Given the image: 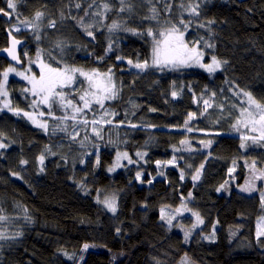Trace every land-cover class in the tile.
I'll return each instance as SVG.
<instances>
[{
    "label": "trees",
    "instance_id": "obj_1",
    "mask_svg": "<svg viewBox=\"0 0 264 264\" xmlns=\"http://www.w3.org/2000/svg\"><path fill=\"white\" fill-rule=\"evenodd\" d=\"M7 4L0 0V9L11 13H0V49L14 35L28 41L26 65L39 53L59 69L110 72L117 96L74 114L66 101L82 108L87 89L79 73L74 85L57 89L65 104L53 97L51 108L33 106L38 99L23 91L27 83L11 80L13 111L0 97V143L8 145L0 149V234L7 218L23 223L15 221L20 237L0 245V264H180L184 257L197 264H264V236L257 237L261 195L229 184L248 178L250 162L264 168V141H244L255 134L237 125L248 104L244 93L264 105V0H16L15 11ZM195 5L198 16L190 11ZM37 12L43 13L38 21ZM24 21L28 28L15 31ZM172 26L203 45L208 59L223 60L222 70H140L128 63L149 62L154 41ZM10 65L0 59V82ZM23 112H44L48 130ZM92 129L96 135L85 143ZM119 152L135 163L112 174ZM223 186L229 195L220 192ZM111 191L119 194L116 215L102 205ZM181 207L203 221L187 238L194 216L171 225L161 218V209ZM85 244L93 248L85 252Z\"/></svg>",
    "mask_w": 264,
    "mask_h": 264
},
{
    "label": "snow or ice",
    "instance_id": "obj_2",
    "mask_svg": "<svg viewBox=\"0 0 264 264\" xmlns=\"http://www.w3.org/2000/svg\"><path fill=\"white\" fill-rule=\"evenodd\" d=\"M124 0H121V3H123ZM7 7L9 9H12L15 11L16 9V0H8ZM76 7H80L79 4L76 5ZM108 6L105 5V8ZM183 7V5H181ZM199 5L190 6L191 14L198 16L199 12L197 11V8ZM124 9L121 8V11ZM155 11V9H153ZM0 13H3L4 16H10L11 13L4 11L3 9H0ZM43 13L37 12L35 15V20H39ZM214 21H209V23H213ZM25 25L27 26L28 21H24ZM181 24H185L183 20L180 22ZM36 25L33 23V27ZM50 27L55 26V22L53 21L50 25ZM113 28L118 27V25L113 24ZM185 27L187 25L185 24ZM200 27H204L203 24L200 25ZM15 31H20L19 27L15 28ZM130 31H134L131 30ZM148 35H152V31L149 29ZM88 35H92L91 32L88 33ZM160 36L163 37L162 40H155L154 47L152 50V66L154 67H167L171 65L173 68L176 67H192V66H199L201 68H204L208 72H214L217 69L220 68L221 61L218 60L215 56L212 57V62L210 64H204L202 63V59L204 56V53L202 51H199L196 46L189 47L188 43L185 42L184 39V32L181 31L179 28L172 26L171 28L167 29L164 32L160 33ZM39 39V37H37ZM20 43V41L16 40L15 38L12 39V46L5 51L8 53L9 56L12 57L13 60H15L17 63H20V58L17 55L16 52V45ZM208 47H212V45H207ZM39 63V67L41 69V74L39 77H37L35 74L27 75L24 72H19L14 67H9L6 71L2 73L3 81L0 82V97H5L3 100V106L4 108H7L10 111H13L11 108L10 101L7 100L8 91H7V83H8V77L9 73H15L16 75L20 76L22 79L27 80V82L31 85L30 88L23 89L24 92L29 93L34 97H39V100H33L31 104L33 106L37 104H43L49 106L51 108L50 100L53 97H58L59 101L62 105L65 104V93L62 91H57V89H63L65 87H69L74 85L75 79H76V73H79L80 76L84 77V79L87 81V89L84 90L83 94L80 95L79 99L83 102V107H79L76 104L73 103L72 100L66 101V106L71 107L73 110V113H81L84 109H90V106L92 103H95L99 105L100 108L104 107V102L106 100H112L115 99L117 96V90L116 85L113 82L111 73H100L98 71H92V72H84L82 69H76V68H64L63 70L59 68H53L45 63H43L40 60L39 53L37 54V61ZM129 64H132L134 68L145 70L149 67V64L147 61H144L143 63L137 62L133 64L131 60L128 61ZM226 63V62H225ZM28 72H31V68L28 69ZM76 87H80V85H76ZM172 95L175 97L177 94L175 92L172 93ZM245 96L248 98V108H244L241 110V117L242 119L237 121L238 126H243L244 128H247L252 133H256V135H244L242 139L244 141L251 140L253 143H257L260 141H264V105L258 103L250 93H244ZM205 105H208V101H204ZM0 111H3V109H0ZM15 114L20 115L21 109L16 108ZM154 111V109H153ZM45 113L40 112L39 115L43 116ZM108 113H105L107 115ZM23 115L26 116L29 120L32 121L37 127L43 128L47 130V124L42 123L38 121L35 116L32 113L29 112H23ZM68 117H64V119H67ZM195 118V114L189 115V120ZM72 119H75V115H73ZM84 123H88L87 120L83 121ZM111 121H109L110 123ZM92 123H99V121L93 120ZM187 127V122L186 125ZM135 127V125H133ZM191 131V129H188ZM238 130V128H237ZM99 135V133H97ZM181 143H187V141H181ZM211 144V141L207 142L205 144V147L209 146ZM8 145L4 143H0V149L6 148ZM242 148L246 147V144H241ZM138 156H141V153H137ZM121 156L124 159H127L129 163H133L130 157H128L127 153H121L117 156V165H119V161L121 159ZM175 159V158H174ZM173 161H169L168 163H174ZM44 161V157H40L41 164ZM22 163H27V161H22ZM159 161L157 164L159 165ZM253 170H255V162H253ZM201 168H203V165H201ZM114 170V169H110ZM200 176V172L197 171L196 175L193 176V179L196 180ZM140 178V174H137V179ZM183 178V176H181ZM260 178L264 179V172H260L258 176H254L253 179ZM243 191L249 190L248 188L242 189ZM190 195V194H189ZM261 199L264 201V192L261 193ZM105 206L112 212L116 211L115 201L106 199L104 202ZM180 209H177L176 212L178 213ZM165 211L164 209H161V218H165ZM193 215L196 216L197 221L199 223H203V221L200 219L198 213H193ZM174 215L168 217V222L171 223V220L174 219ZM264 219V218H262ZM264 236V225L258 226L257 231V237ZM2 238V237H0ZM187 238V233H186ZM89 247V245L85 244L84 248L85 250ZM187 259V258H186ZM186 264V261H185Z\"/></svg>",
    "mask_w": 264,
    "mask_h": 264
},
{
    "label": "rangeland",
    "instance_id": "obj_3",
    "mask_svg": "<svg viewBox=\"0 0 264 264\" xmlns=\"http://www.w3.org/2000/svg\"><path fill=\"white\" fill-rule=\"evenodd\" d=\"M16 27H19L20 30L23 29V28H28V26H26V25H22V24H17V25H15V26H14V29H15ZM165 31H166V30H165ZM162 39H163V37H161V38L158 39V40H162ZM184 39H185V42L188 43L189 47L196 46V47L198 48L199 51H202V52L204 53V56H203V59H202V63H204V64H210V63L212 62V58H210V59L207 58L206 48H204L203 45H201L200 43L193 44V43H191V42L188 40L187 32H184ZM154 42H155V41H154ZM153 47H154V43H153V46H152V48H151V57H150V60H149V62H148L149 67H148L147 69L150 70V69H160V68H165V67H154V66H152V50H153ZM216 58H217V57H216ZM217 59L221 61L220 68L217 69V70L214 71V72H209V73H216V72H219L220 70H222L223 65H224V61L221 60V59H219V58H217ZM40 60H41L43 63H45V64H47V65H49V66H51V67H53V68H56V67L52 66L51 64H49L48 62H46V60H45L43 57H40ZM9 67H14V68H16L17 71H19V72H24V73L27 74V75L35 74L37 77H39L40 74H41V69H40V67H39V63H38V62L28 63V64H27L25 67H23V68H20V67L14 66V65H10ZM9 67H8V68H9ZM167 67H172V66L169 65V66H167ZM8 68H7V69H8ZM29 68H31V72H28V69H29ZM176 68H179V69H190V68H195V69H201V70H203V71H206L204 68H201V67H199V66H192V67H176ZM7 69H6V70H7ZM6 70H5V71H6ZM61 70H63V69H61ZM206 72H208V71H206ZM13 78L20 79V80L26 82L29 88L31 87V85L27 82V80L22 79L20 76L16 75L15 73H9L8 83H7V86H6V87H7V91H8V96H7L6 99L10 101V104H11V108H12V109H14V105H13V97H12L11 89H10V82H11V80H12ZM2 81H3V78H2ZM29 93H30V92H29ZM1 98H2V101L5 99V97H1ZM36 98L39 100V97H36ZM42 105H43V104H42ZM45 106H47V105H45ZM248 107H249V105L247 104V108H248ZM5 109L8 110L7 108H5ZM8 111H10V110H8ZM29 113H30V112H29ZM32 114L35 116V118H36L38 121L47 124V130H48V128H49L48 123L45 122V121H44L39 115H37V114H35V113H32ZM25 117H26V116H25ZM26 118H27V117H26ZM27 119H28V118H27ZM30 121H31V120H30ZM31 122H32V121H31ZM33 124H34V123H33ZM34 125H35V124H34ZM35 126H36V125H35ZM94 133H96V130H95V129H92V130L90 131V133L84 138L85 143H86L88 140H93V137L96 135V134H94ZM254 134L256 135V133H254ZM121 153H127L128 157L131 158V160L133 161V163H129L127 159H124V158L121 156V159H120V161H119V165H120V166H116V165H117V156L120 155ZM141 154H142V157H144V154H143V153H141ZM140 157H141V156H140ZM143 160H144V158H143ZM134 163H135V160H134V158L132 157V155H131L130 153H128V152H119V153H117V155H116V157H115V159H114L113 164L109 167V172L112 173V174H115V173L119 172L121 169H123L127 164H128V165H132V164H134ZM252 165H253V164H252L251 162L248 163V165H247V167H248V169H247V170H248V178H247L246 180H244L242 183H239V182H237V181L232 182V180L230 179L229 184L231 185V188H236L238 191H240V192H242V193L249 194V195H253V194H256V193H260V195H261V193L264 192V179H260V178L253 179V177H254V176H258V174H259L260 172H264V168L260 167L259 165H257V163H255V170H253ZM110 169H114V170H111V171H110ZM231 182H232V183H231ZM245 188H248L249 190H247V191H243L242 189H245ZM220 192H221V193H226V194H228V195L230 194V190L224 188V186L220 189ZM106 199L114 200V201H115V206H116V211H115V212L110 211V210L105 206V204H104L103 202H104ZM262 202H263V206H264V201H262ZM102 205L104 206V208H105L108 212H110V213L113 214V215H116V214L119 212V207H120V206H119V194H118L117 192H115V191H111V192H107V193H105L104 196H103V199H102ZM178 209H180V211L177 213V212H176L177 209L164 208V211H165V214H166V215H165V220L168 221V217L174 215L175 218L171 220V223L167 222L168 224L171 225L175 220H177V219L180 218L181 216H185V215H186V216H187V215H188V216H189V215L194 216L195 218H194V220L192 221V223H193L192 228L190 229V227H189L187 230L184 231V232H186V233L190 236V235H191V232L194 231V230H196V229H198L199 227H201L203 223H199V222L197 221L196 216L193 215L192 212L188 211L186 207H181V208H178ZM182 209H186L187 214H185L184 212H182ZM183 211H185V210H183ZM186 216H185V217H186ZM23 218H26V216L23 217ZM262 218H264V216H263ZM262 218L258 221V226H262V225H264V219H262ZM15 221H18V222H20L21 224L23 223V220H21V219H17V220H15ZM15 221L12 220V219H10V218L5 219L4 229H3V231H2L1 234H0V237H2V238H0V245H1L2 243L9 242V241H11L12 239L17 238V237H20V236L22 235V226H19ZM200 224H201V225H200ZM88 245H89V247L85 250V252H88L89 250H91V249L93 248L91 244H88ZM186 258H187V259H186ZM185 261H186V264H197V263L191 261L188 257H184V258L182 259V261L180 262V264H185Z\"/></svg>",
    "mask_w": 264,
    "mask_h": 264
},
{
    "label": "water",
    "instance_id": "obj_4",
    "mask_svg": "<svg viewBox=\"0 0 264 264\" xmlns=\"http://www.w3.org/2000/svg\"><path fill=\"white\" fill-rule=\"evenodd\" d=\"M13 38H15L16 40L20 41V43H18L16 45V52H17V55L20 58V61H21L20 63H17L15 60H13L12 57L9 56L8 53L5 51L6 49H8V48H10L12 46V39ZM27 44H28L27 40H23V39H20V38L14 36V35H11L10 38H9V41H8V45L5 48L0 49V59H5L9 63H11L12 65L20 67V68L25 67L26 64L22 60V51L27 46Z\"/></svg>",
    "mask_w": 264,
    "mask_h": 264
}]
</instances>
